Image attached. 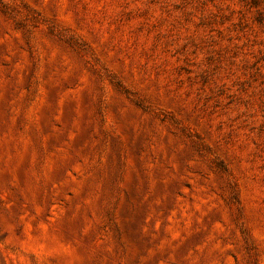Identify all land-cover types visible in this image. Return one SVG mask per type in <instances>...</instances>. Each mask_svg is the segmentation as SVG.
Wrapping results in <instances>:
<instances>
[{"label": "rangeland", "instance_id": "374dc122", "mask_svg": "<svg viewBox=\"0 0 264 264\" xmlns=\"http://www.w3.org/2000/svg\"><path fill=\"white\" fill-rule=\"evenodd\" d=\"M0 264H264V0H0Z\"/></svg>", "mask_w": 264, "mask_h": 264}]
</instances>
